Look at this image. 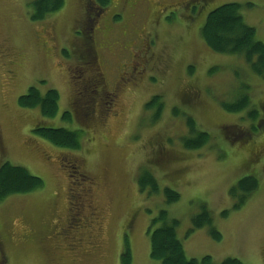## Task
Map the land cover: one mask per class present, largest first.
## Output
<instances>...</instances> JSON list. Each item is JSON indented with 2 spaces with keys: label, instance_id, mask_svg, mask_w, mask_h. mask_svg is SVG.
I'll return each mask as SVG.
<instances>
[{
  "label": "rangeland",
  "instance_id": "374dc122",
  "mask_svg": "<svg viewBox=\"0 0 264 264\" xmlns=\"http://www.w3.org/2000/svg\"><path fill=\"white\" fill-rule=\"evenodd\" d=\"M32 1L0 0V165L22 166L44 185L0 202V264H121L126 248L130 264H160L150 257L147 231L162 209L179 221L187 258L264 264V77L241 55L213 51L199 34L209 11L235 2L264 43V0H110L92 30L82 0H64L39 21L30 17ZM77 46L88 47L90 60L75 54ZM132 56L144 62L130 77ZM91 62L98 76L92 70L89 82L82 83L81 74L74 78L75 66ZM119 77L138 84L119 88ZM83 84L89 90L97 84L103 98L82 97ZM30 86L59 92L54 117L18 105ZM102 88L118 94L113 105ZM153 96L157 101L147 108ZM241 98L248 106L237 112L222 106ZM250 109L256 118H249ZM64 111L70 120L61 117ZM187 117L210 136L201 148L182 145ZM39 125L80 131L79 149L50 144L32 132ZM147 172L157 194L149 185L140 191L138 177ZM245 176L259 185L236 208L241 193L232 195L231 188ZM68 187H89L87 212L97 216L79 235L80 246L60 234ZM165 187L179 193L176 202H165ZM204 208L211 223L194 228L192 219Z\"/></svg>",
  "mask_w": 264,
  "mask_h": 264
},
{
  "label": "trees",
  "instance_id": "16d2710c",
  "mask_svg": "<svg viewBox=\"0 0 264 264\" xmlns=\"http://www.w3.org/2000/svg\"><path fill=\"white\" fill-rule=\"evenodd\" d=\"M100 10L110 4V0H93ZM64 0H33L30 3L32 8L30 17L32 20H43L53 13H56L64 6ZM240 4L231 2L224 3L208 12L204 23L199 29V34L206 45L213 51L241 55L248 64L251 72L264 77V43L256 38L254 27L246 24L239 12ZM90 40L85 41V46ZM88 47L84 48L87 50ZM158 96H153L146 104L147 108L154 106ZM59 92L56 89H48L44 93L35 87L30 86L25 94L18 97V105L24 108L38 107L44 117H54L58 112ZM225 110L237 112L248 106V100L241 98L233 103H222ZM88 111V110H87ZM158 109L157 118H159ZM257 110L248 111L249 118L257 117ZM63 119L70 120L69 111H64L61 115ZM155 120V118H154ZM189 135L181 139L185 149H197L204 146L209 141V134L196 128V123L191 117L186 118ZM255 130V126H251ZM32 132L47 140L50 144L71 150L80 147L78 130L66 128H55L37 126ZM248 136V134H247ZM44 182L41 178L31 174L22 166L3 163L0 165V202L6 197L14 194H23L41 188ZM140 191L146 186H150L153 193H158L159 188L156 179L148 172L138 177ZM259 183L254 176L241 178L236 185L231 188V194L236 195L238 190L241 195L235 207H240L256 190ZM163 194L166 203L170 204L179 199V193L173 189L165 187ZM226 211L222 215H226ZM160 222V226L153 227ZM193 227L200 228L211 223L210 213L204 208L203 212L192 219ZM179 221L169 218L166 210L159 211L157 217L153 218L147 231L150 241V257L158 260L160 264H244L235 258H226L219 263H215L210 256H205L200 260L187 258L183 244L177 236L176 228ZM152 228V229H151ZM192 230V229H191ZM215 239L220 238V234L212 230ZM130 254L128 248L121 256V264H130Z\"/></svg>",
  "mask_w": 264,
  "mask_h": 264
},
{
  "label": "flooded vegetation",
  "instance_id": "af4514ba",
  "mask_svg": "<svg viewBox=\"0 0 264 264\" xmlns=\"http://www.w3.org/2000/svg\"><path fill=\"white\" fill-rule=\"evenodd\" d=\"M194 0H189L183 3L186 4H193ZM82 3L85 4L84 7V16L87 22H89L90 24H88V26L90 25V27H87L89 30H92V26L94 25L96 18L95 16L100 17L102 12L107 8L101 9L100 7L93 1V0H82ZM183 3H175V4H171V5H178V4H183ZM149 39V38H148ZM147 39V48L146 49H151L152 46L150 45V41H148ZM145 41V39L143 40ZM75 54L82 60L85 59V57H87V59L90 60V52L89 50H85L83 47L77 46L76 52ZM139 61H137V57L132 56L131 60H130V65L128 66L130 69L127 71L128 73H130V77H133L134 75H131L132 72H136V66L138 64H141L143 61V59L141 57L138 58ZM92 63V62H91ZM134 64V66H132ZM132 67V68H131ZM82 69V70H80ZM72 70H78L79 72L77 73L78 75H75L74 78L78 77L79 74L80 75V80L82 81V83L85 82H89L90 80V74L89 71L93 70V73H95L97 76L99 75V71L98 69L95 67V65L92 63V67H88L86 65V63H80L78 64V66H75V68H73ZM142 70V69H141ZM138 74L141 75V72H137ZM87 74H89V78H87ZM79 80V81H80ZM119 81L121 82V84H118L119 88H122L123 86L126 85H136L138 84V82H130L129 84H125L122 83L123 79L121 77H119ZM84 85V84H83ZM80 87V95L82 97H85V99H87L86 97V93L90 94L91 96L93 95H97L100 100L103 98L100 95V90L98 89V85H94L93 88L91 90H89L87 87V85L84 86H79ZM102 91L105 95L110 96L111 101H109V105H113V100L114 98H118V94H116L114 91L112 92L111 95L108 94V91H105L102 88ZM84 103V102H82ZM82 108V107H81ZM3 142L0 140V146L2 147ZM70 167V166H69ZM71 168H73L72 166L70 167V169L67 168V177L72 178V176L75 174V171H71ZM78 179L84 182V179L86 178L84 175H77ZM69 192L67 195V210L68 215L66 218V225L61 227L60 229V234L68 237L72 242H75V244H77V246H80L79 241L81 240L79 235L81 234V232L85 229L88 228L90 225H94L96 223V213L95 212H87L89 211L88 208H90V204H88L89 201V187H85L80 189V191L76 192L74 189L69 188ZM87 201V204H86ZM76 216H82L81 220L76 217ZM80 221V222H78ZM74 225V226H73ZM86 230V229H85ZM73 252H78L80 251L79 248L77 247L76 249H70Z\"/></svg>",
  "mask_w": 264,
  "mask_h": 264
}]
</instances>
